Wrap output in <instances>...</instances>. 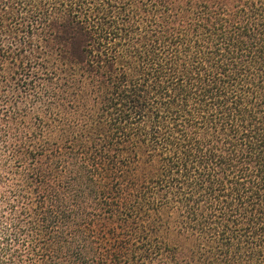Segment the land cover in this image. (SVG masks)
Segmentation results:
<instances>
[{
	"label": "trees",
	"instance_id": "trees-1",
	"mask_svg": "<svg viewBox=\"0 0 264 264\" xmlns=\"http://www.w3.org/2000/svg\"><path fill=\"white\" fill-rule=\"evenodd\" d=\"M0 264H264V0H0Z\"/></svg>",
	"mask_w": 264,
	"mask_h": 264
}]
</instances>
